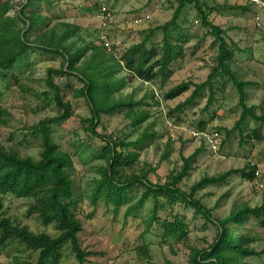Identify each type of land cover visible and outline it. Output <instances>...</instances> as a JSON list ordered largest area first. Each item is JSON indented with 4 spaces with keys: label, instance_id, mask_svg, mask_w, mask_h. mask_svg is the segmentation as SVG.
Instances as JSON below:
<instances>
[{
    "label": "rangeland",
    "instance_id": "1",
    "mask_svg": "<svg viewBox=\"0 0 264 264\" xmlns=\"http://www.w3.org/2000/svg\"><path fill=\"white\" fill-rule=\"evenodd\" d=\"M199 1L210 8L216 5L228 7L219 13L208 10L209 19L226 31L228 44L236 46L231 69L240 81L253 84L247 89L246 103L250 107L255 106L256 114L261 116L264 114V12L243 0ZM0 2L10 4L7 16L12 18L25 3L22 0ZM50 4L39 5L40 13L47 18V22L40 30L32 32L31 40H35L40 32L51 31L58 38L65 32V25H69L79 29L65 45L74 43L76 47H82L85 42L101 47L99 37L105 32L112 44L111 56L108 54V57L114 59H110L109 64H120L126 51L140 44L151 30L169 22L177 7L174 0H107L112 21L103 30L97 18L95 0H50ZM234 6L246 10L230 9ZM32 11L27 10L26 13ZM142 16H149L147 22L138 27L131 25L133 19ZM205 33L206 29L200 26L193 5L187 6L176 27L171 28L168 34L169 42L183 49V56L170 67L172 74L165 80L143 82L122 69L116 77L124 83L122 90L114 96L131 98L140 104L134 113H145L146 120L132 127L125 113L101 115L97 132L123 143H134L146 131L154 133V138L139 147L128 148L127 152L139 155L138 160L133 169L126 167L121 171L124 176L149 172V179L153 182H165L170 174L181 168L183 158L190 157L203 147L191 166L189 176L179 185L187 194L195 183L206 176L214 177L231 170L256 166L258 174L253 182L233 175L223 184L207 186L196 194L197 199L213 210L214 219L224 220L233 208L264 205V125L248 118L241 126L242 134L235 131L226 140L224 129L232 130L242 114L237 91L226 78L214 80L215 100L207 111L208 92L196 101L195 106H189L182 112H177L176 107L191 95L193 89L172 100L165 98L172 88L182 82L201 84L207 80L215 65L217 48L211 46L212 38H204ZM163 37L162 31H155L146 49L150 51L154 48L161 53ZM62 64L60 55L32 48L13 67L16 83L14 80H0V106L8 114L0 119V144L5 148L14 149L21 156L39 158L38 143L27 136L40 121L58 115L57 108L52 104L53 92L47 87L46 79L48 69L58 70ZM54 82L61 88L64 101L71 104L73 111L69 120L52 126L51 138L71 159L69 174L74 183L75 211L82 225L79 240L82 248L93 254L87 258L86 264H189L190 249L208 248L216 237V227L195 216L190 207L179 204L171 209L161 200L158 217H184L188 228L187 240L163 238V232L156 224L146 231L153 211L152 200L126 216L127 207L135 203L143 192L139 186L133 189L130 204L117 211L103 201L94 206L92 191L100 180L99 170L106 166V160L101 156L104 142L86 130L88 125L82 124L91 115L86 101L74 96L81 87L77 79L55 77ZM201 123L208 124V131L221 130L222 145L216 151L203 139L194 137L193 133L199 132ZM0 199L4 217L27 226L33 233H44L53 238L58 236L54 225H43L37 214L29 212L33 200L17 199L9 194H0ZM238 231L248 239L250 248L259 253L264 251V227L260 225V220L250 218ZM139 248H144L146 254ZM37 259L38 252L16 240L0 248V264H34ZM243 263L264 264V254L248 258ZM57 264H77L68 247L63 249Z\"/></svg>",
    "mask_w": 264,
    "mask_h": 264
},
{
    "label": "trees",
    "instance_id": "2",
    "mask_svg": "<svg viewBox=\"0 0 264 264\" xmlns=\"http://www.w3.org/2000/svg\"><path fill=\"white\" fill-rule=\"evenodd\" d=\"M174 1L177 7L172 19L163 26L151 30L140 44L130 47L120 64H109V60L113 59L108 57V54L111 56L112 48L107 51L100 40L101 47L85 42L82 47H76L74 43L65 45L67 39L77 32L78 27L65 25V32L58 38H55L51 31L49 33L40 32L35 40H31L32 32L40 30L41 26L47 22V18L40 13L39 5L51 6L50 0H26L13 18L7 16L11 10L10 4L0 2L1 81L14 80L16 83L13 67L32 48L45 53L58 54L63 59V64L58 70H47L46 79L47 87L53 92L52 104L57 108L58 115L40 121L31 128L27 136L38 143L39 158L21 156L16 150L7 149L0 144V194H9L17 199L33 200L29 212L37 214L43 225H54L59 234L55 238L44 233L36 234L31 232L27 226L4 217L3 203L0 199V248L4 247L7 242L16 240L28 249L38 252V259L34 264H57L66 247L70 249L77 264H86L87 258L93 255L82 248L79 240L82 225L75 211L77 202L74 200V183L69 174V169L72 167L71 159L51 138L52 126L66 122L73 115L71 104L64 101L61 88L55 84L54 78L73 77L81 84L74 96L86 101L91 115L89 119L83 120L82 124L88 125L86 130L104 142L101 156L106 160V166L99 170L100 180L96 182L92 191L91 199L94 206L99 201H103L117 211L130 204L131 193L139 186L143 192L135 203L127 207L126 216L152 200L153 211L147 221L146 231L156 224L162 230L163 238L187 240L188 228L184 217L179 215H174L171 219L158 217L161 200L166 202L171 209L179 204L190 207L194 210L195 216L202 217L206 224L210 223L216 227V237L208 248L190 249L189 264H244V260L264 254V251L259 253L250 248L248 239L238 231L250 218L260 220V225L264 227V205L254 208L248 205L233 208L228 217L224 220H217L213 218V210L207 208L201 200L196 198V194L201 189L210 185H221L233 175H240L246 182H253L258 174L256 166L251 165L249 170L244 168L231 170L214 177L206 176L195 183L187 194L181 190L179 185L189 176L191 166L203 151V147L196 150L190 157L183 158L181 168L170 174L165 182H153L149 179V172L124 176L121 171L126 167L133 169L138 160L139 155L136 152H127L128 148L139 147L142 143L154 138V133L148 134L146 131L134 143H123L115 142L97 132L101 115L125 113L132 127H137L146 120L145 113H134V109L140 104L131 98L123 99L121 96H114L122 90L124 83L116 77L122 69L128 70L135 78L143 82H153L156 79L165 80L169 77L172 74L170 67L183 56V49L181 46L171 44L168 34L171 28L176 27L179 17L189 5H193L200 26L206 29L204 38H212L211 46L217 48L215 65L211 68L205 82L201 84L192 81L182 82L172 88L165 98L172 100L193 89L191 95L176 107L177 112H182L189 106H195L196 101L208 92V102L205 107L207 111L215 100L214 80L218 77L226 78L235 87L238 104L242 108V114L234 128L224 129L226 140L235 131L242 134L241 126L248 118L264 125V114L258 116L255 106L250 107L246 103L247 89L253 84L240 81L231 69L236 46H230L226 40V31L209 19L208 10L210 13H219L228 7L216 5L210 8L199 0ZM230 9L246 10L236 6ZM27 10L34 11L27 14ZM158 30L164 34L162 52L159 53L154 48L148 51L146 44L151 35ZM3 116H8V114L0 106V119ZM207 125L201 123L198 127L199 131L217 132L220 135L221 130L208 131ZM220 143L222 145V142ZM139 249H143L142 251L146 254L144 248ZM165 264L174 263L166 262Z\"/></svg>",
    "mask_w": 264,
    "mask_h": 264
},
{
    "label": "built area",
    "instance_id": "3",
    "mask_svg": "<svg viewBox=\"0 0 264 264\" xmlns=\"http://www.w3.org/2000/svg\"><path fill=\"white\" fill-rule=\"evenodd\" d=\"M26 0H22V2H25ZM96 4L98 6L97 10V18L101 22V29L106 30L109 26V24L112 21V12L110 10V7L107 4V0H95ZM246 4L257 6L260 10L264 12V0H243ZM149 19V16H142L139 18H135L132 20L131 25L132 26H141L144 22H147ZM102 45L107 51L111 50L110 39L107 33L102 32V34L99 37ZM194 137H199L207 142L209 147L212 150H217L220 145V135L217 132H207V131H199L193 133Z\"/></svg>",
    "mask_w": 264,
    "mask_h": 264
}]
</instances>
